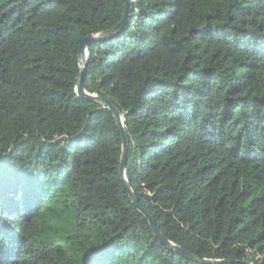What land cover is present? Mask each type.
<instances>
[{"label":"trees","instance_id":"16d2710c","mask_svg":"<svg viewBox=\"0 0 264 264\" xmlns=\"http://www.w3.org/2000/svg\"><path fill=\"white\" fill-rule=\"evenodd\" d=\"M129 2L84 85L123 116L140 206L201 260L264 264V0ZM125 5L0 0V264H202L155 237L114 116L76 94Z\"/></svg>","mask_w":264,"mask_h":264},{"label":"water","instance_id":"95a60500","mask_svg":"<svg viewBox=\"0 0 264 264\" xmlns=\"http://www.w3.org/2000/svg\"><path fill=\"white\" fill-rule=\"evenodd\" d=\"M126 5L124 8V12L122 15V18L120 20V22L114 26L113 28L105 31V32H101L99 34L96 35H91L87 38H85L81 45L79 46V50H78V58H79V67H80V72L78 77L76 78V94L78 95L79 98H83V99H87L89 101L92 102H96L100 105H102L105 109H108L112 115L114 116L116 123H117V127L118 130L120 132L121 135V141H122V154H121V160H120V176L121 179L124 183L125 189L129 194V197L134 205V207L141 213L143 214L147 220L149 221V225L153 230V233L155 235V237L162 242L163 245H165L167 248L175 250L177 253H179L180 255L184 256L185 258L195 261V262H199L202 264H249V263H234V262H228V261H217V260H208V259H199L198 257L191 255L187 252H185L184 250H182L179 246H177L176 244H174L173 242H171L170 240H168L163 234L162 232L158 229L153 217L150 215V213L144 209L143 207L140 206L135 193L128 181L127 178V165H128V153H129V138H128V134L127 131L125 129L124 126V122H123V116L121 115V113L119 112V110L110 102L107 101L105 99H103L102 97L98 96L97 94H91L89 92L86 91L85 89V85H84V81H85V74H86V67L88 65V61H89V51H88V46L90 43L92 42H97V41H101L104 39H109L117 34H119L120 32L123 31V29L128 25V20L130 17V2L129 0H125Z\"/></svg>","mask_w":264,"mask_h":264}]
</instances>
